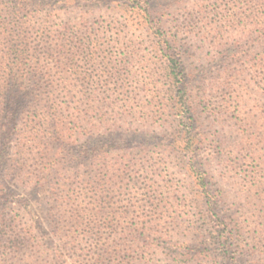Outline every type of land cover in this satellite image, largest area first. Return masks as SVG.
I'll return each mask as SVG.
<instances>
[{
	"label": "rangeland",
	"instance_id": "1",
	"mask_svg": "<svg viewBox=\"0 0 264 264\" xmlns=\"http://www.w3.org/2000/svg\"><path fill=\"white\" fill-rule=\"evenodd\" d=\"M141 1L149 23L131 0H0V56L1 22L20 24L30 55L41 31L45 47L60 52L57 69L39 64L54 76L46 95L40 83L56 110L54 131H30L34 93L25 72L14 81L21 102L5 116L0 74L1 260L3 245L25 244L15 258L31 262L35 244H61L52 227L64 211L50 210L49 200L73 193L96 203L108 195L113 211L135 222L153 216L160 228L151 233L165 236L151 244L150 264H264V0ZM63 28L89 30L83 58L65 55ZM168 58L182 68L180 88ZM106 64L120 67L113 75ZM187 128L191 147L170 148ZM132 172L137 185L127 180ZM89 176H111L106 192H84ZM62 215L56 226L64 233ZM223 229L226 244L217 239Z\"/></svg>",
	"mask_w": 264,
	"mask_h": 264
},
{
	"label": "trees",
	"instance_id": "2",
	"mask_svg": "<svg viewBox=\"0 0 264 264\" xmlns=\"http://www.w3.org/2000/svg\"><path fill=\"white\" fill-rule=\"evenodd\" d=\"M141 2V0H131L132 6L138 11L137 14L141 16L143 21L149 23L150 12L148 7L144 6ZM1 26L5 30L2 38L5 42L3 45L5 53L0 56V60L3 59L2 63H5V65L0 66V74L3 78L5 77L1 81L3 85L2 91L8 98V103L5 104V109L2 112L5 116L15 114L21 101H18V96L15 92L16 82L14 81H17V72H25L23 73V77L33 83L31 87L34 93L33 104L28 110V124L30 125L31 133L39 134L46 130H56V124L52 121L56 110L53 108L49 97L41 96L42 86L40 84L44 82L45 87L43 90L46 95L47 90L51 88V81H53L54 76L52 72L43 73L39 64L41 61L54 63L57 69L59 50L45 47L48 44L47 40L50 38L46 36V31H41L33 39L36 44L30 55L29 50L32 48H27V44L24 43L27 39H18L20 24L12 23L11 25H7L5 22H1ZM63 29L64 41L68 48V52L65 55L72 56L73 58H83L89 49V30L86 29L81 33L73 34L69 29ZM97 49H101V46H98ZM28 58L30 61L25 65L23 62ZM168 62L169 76L174 80V85L178 86L180 84L177 82H180L178 78L182 75V68L175 58H168ZM105 66L106 68L109 67L111 72L113 71V75L117 73L120 67L116 64H106ZM111 66L116 67V69L112 70ZM181 86L182 84L179 88ZM179 88H176L177 91H182ZM175 99L176 105L179 107L178 109L187 110V100L185 96L181 95V92L175 94ZM7 129L8 127L6 126L5 131ZM194 139L192 133L189 132V128H187L186 131H182L181 135L177 136L173 143L174 146L171 144L169 147H175L178 152H185L187 148L191 147ZM180 144L183 145L182 148H180ZM86 151L87 149L84 148L81 152L85 153ZM134 175V172L130 173L127 180L129 183L137 185L139 184V179ZM110 177L106 176L102 179L89 176L88 179L83 180V191L106 192L105 182ZM199 183L203 187V190H205L203 184H201L202 180H199ZM57 196L58 194H52L49 206L50 210L52 208L54 212L56 209L61 208L59 212L63 210L65 215H67L68 229L64 233H61L62 230L56 226L60 223L57 219L64 213L53 216L54 226L52 227V234L55 237L62 234V238L60 239L61 244H57L49 250H43L41 246L35 244V253L31 262H26V260L25 262L23 260L19 261L15 258L16 256H20L21 252L26 248L25 244L3 245L4 251L2 255L4 257L0 261L4 264H150L152 262L151 258L156 249L151 244H159L162 236H165L162 232L160 234L156 231L151 233L153 228L156 230L160 228V226H153L155 223L153 216L144 215L139 218L140 221L135 222L132 218L127 217V212L118 213L113 211L111 198L108 195L105 197L106 202L99 201L98 203H96L94 196L88 197L86 194L85 197H77L79 195L67 193L60 200H56ZM147 198H149L150 203L154 207L157 206L155 198L149 195H147ZM86 199L90 201L88 203L89 206L83 203ZM56 203L60 204L56 205ZM57 215H60L59 218ZM171 219L175 221L174 217ZM217 239L222 244L228 242L229 238L225 234L224 229L219 232Z\"/></svg>",
	"mask_w": 264,
	"mask_h": 264
}]
</instances>
